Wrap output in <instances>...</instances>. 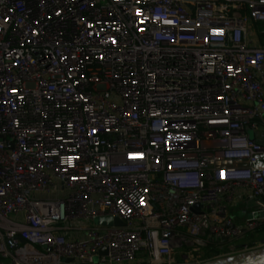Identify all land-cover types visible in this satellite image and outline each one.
I'll list each match as a JSON object with an SVG mask.
<instances>
[{"label":"built area","instance_id":"obj_1","mask_svg":"<svg viewBox=\"0 0 264 264\" xmlns=\"http://www.w3.org/2000/svg\"><path fill=\"white\" fill-rule=\"evenodd\" d=\"M263 38L264 0H0V264L264 248Z\"/></svg>","mask_w":264,"mask_h":264},{"label":"water","instance_id":"obj_2","mask_svg":"<svg viewBox=\"0 0 264 264\" xmlns=\"http://www.w3.org/2000/svg\"><path fill=\"white\" fill-rule=\"evenodd\" d=\"M101 226H122L123 222L118 219L103 218L98 220ZM227 241L228 239H223ZM22 241V240H21ZM23 242V241H22ZM101 254L106 253V249L100 250ZM71 260H68L70 262ZM205 264H264V248L242 253L236 256L214 260Z\"/></svg>","mask_w":264,"mask_h":264},{"label":"rangeland","instance_id":"obj_3","mask_svg":"<svg viewBox=\"0 0 264 264\" xmlns=\"http://www.w3.org/2000/svg\"><path fill=\"white\" fill-rule=\"evenodd\" d=\"M257 29L255 28L254 29V32L256 33ZM264 39V38H263ZM251 137H253V135H250ZM239 207L237 208H233L232 209V212L235 214V215H238L239 213ZM82 226L86 227V228H90V227H97L99 225L98 221H90V222H83L81 223ZM254 238L258 240L261 239L263 237V235L261 233L259 234H253ZM243 242V241H242ZM247 243H250L249 241H247Z\"/></svg>","mask_w":264,"mask_h":264},{"label":"trees","instance_id":"obj_4","mask_svg":"<svg viewBox=\"0 0 264 264\" xmlns=\"http://www.w3.org/2000/svg\"><path fill=\"white\" fill-rule=\"evenodd\" d=\"M250 238H251L250 235H246V236L244 237V239H243V242H244V241H247V240L250 239Z\"/></svg>","mask_w":264,"mask_h":264},{"label":"crops","instance_id":"obj_5","mask_svg":"<svg viewBox=\"0 0 264 264\" xmlns=\"http://www.w3.org/2000/svg\"><path fill=\"white\" fill-rule=\"evenodd\" d=\"M263 235V234H262ZM243 241V239L241 240V242Z\"/></svg>","mask_w":264,"mask_h":264}]
</instances>
